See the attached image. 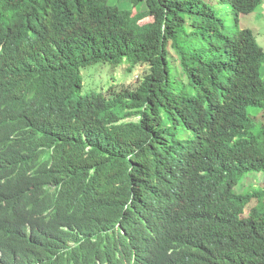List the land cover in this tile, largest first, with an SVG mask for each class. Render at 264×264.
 Instances as JSON below:
<instances>
[{
  "label": "trees",
  "instance_id": "1",
  "mask_svg": "<svg viewBox=\"0 0 264 264\" xmlns=\"http://www.w3.org/2000/svg\"><path fill=\"white\" fill-rule=\"evenodd\" d=\"M127 1L0 0V195L19 216L55 184L88 263L264 264V46L240 26L264 0H221L231 25L208 0ZM123 63L136 81L84 93ZM54 249L2 259L74 264Z\"/></svg>",
  "mask_w": 264,
  "mask_h": 264
},
{
  "label": "clouds",
  "instance_id": "2",
  "mask_svg": "<svg viewBox=\"0 0 264 264\" xmlns=\"http://www.w3.org/2000/svg\"><path fill=\"white\" fill-rule=\"evenodd\" d=\"M34 191L32 196L34 208L27 207L26 211L19 216H17L18 206L10 204L7 199L0 195V248L5 247L0 250V264L6 263L2 256L12 242L21 243L26 252L36 250L41 252L47 251L49 248H55L62 253L61 256L68 257V262L74 264H110L105 249L101 248L94 254L92 262L88 263V260H84L77 250L84 244L64 239L63 231L67 230L62 220L64 217V204L62 203V193L55 184L42 183L37 186L34 185ZM153 196L155 197L153 203H155L159 202L163 195L158 190ZM42 225L45 226L44 230H41ZM59 255L57 253L56 258Z\"/></svg>",
  "mask_w": 264,
  "mask_h": 264
},
{
  "label": "rangeland",
  "instance_id": "3",
  "mask_svg": "<svg viewBox=\"0 0 264 264\" xmlns=\"http://www.w3.org/2000/svg\"><path fill=\"white\" fill-rule=\"evenodd\" d=\"M211 5L218 10L220 14H225V11L227 10V18L228 22L231 25L232 24V11L229 7H226L221 0H208ZM112 4H116L120 8L123 9H130L133 7L132 3H129L127 0H110ZM139 8L141 10H145L146 5L142 3ZM241 27H250L253 29L255 36L257 37V41L259 44L264 46V2L261 5V7L250 14H244L241 16L240 21ZM180 68V67H179ZM181 70V68H180ZM145 74L146 70L145 67H142L139 71L136 72V75H139V78H142L140 76L141 74ZM135 70L131 73L127 72L126 70V63H123L121 65H118L116 67H113L110 64H106L103 66L100 73L96 74V78L92 80H87L85 83V90L84 93H87L90 89L89 86H97V85H112V84H123L129 82V79H132L131 77H134ZM264 74V70H263ZM134 81L137 80V77H134ZM94 81V82H91ZM103 81V82H100ZM131 80L129 83H132ZM136 83V82H135ZM88 88V89H87ZM259 118H264V111H262L259 115ZM253 179L257 180L258 183L263 184L264 183V175H254L252 176Z\"/></svg>",
  "mask_w": 264,
  "mask_h": 264
}]
</instances>
